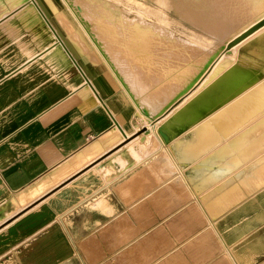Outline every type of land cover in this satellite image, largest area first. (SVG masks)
Here are the masks:
<instances>
[{
  "label": "crops",
  "instance_id": "1",
  "mask_svg": "<svg viewBox=\"0 0 264 264\" xmlns=\"http://www.w3.org/2000/svg\"><path fill=\"white\" fill-rule=\"evenodd\" d=\"M50 24L0 0V264H264V148L195 135L201 119L172 117L184 98L146 118L73 24Z\"/></svg>",
  "mask_w": 264,
  "mask_h": 264
},
{
  "label": "bare ground",
  "instance_id": "2",
  "mask_svg": "<svg viewBox=\"0 0 264 264\" xmlns=\"http://www.w3.org/2000/svg\"><path fill=\"white\" fill-rule=\"evenodd\" d=\"M34 1L41 8L45 23L50 24L53 22H60L61 24H66L68 30V27L71 26L68 25L73 24L76 29L75 33H73L76 35L74 37L75 40H85L89 47L92 46L95 53L93 54L97 58L99 57L98 59H100L101 62L103 60L102 63H104L111 73L117 76L118 81L121 84L123 83L117 75L118 72L113 68V59L111 57L121 56L127 59L132 57V59L129 60L130 65H126L125 60L122 58V69L128 70V66L132 67V70L138 75L137 80L141 79L140 82H136V96H140V92H146V95L142 93L141 99L138 103L140 111L145 110L143 114H147L145 116L146 118L156 117L160 112L167 109L170 104L180 98H184L181 107H178V110L173 113L172 117L187 119L189 122L201 119L202 121L199 126L195 127L192 131L195 135H204L206 138H208L207 136L214 135L216 137L219 136V138L222 139L225 136H234L236 134L237 142L232 145H235L238 151H244L249 148L253 151H259L264 148V25L230 46V43L234 39L241 36L247 30L255 26V24L264 19V0H176L186 5L189 17L191 18L190 20L194 22V25H201V28L203 27V29H205V31L203 30L204 32L199 34H196V32L192 30L196 35L194 39L192 38L191 40L190 38L191 41L184 40L181 37L180 39L172 37V34H170V32L168 33V31L159 24L160 22L168 24V22L172 20L169 19L168 21V16L164 11L167 8L168 3H171L172 5V1L175 2V0H82L83 8L92 17L94 29L98 32L96 36L98 39H94L83 23L77 18L76 13L72 11L73 9L66 0ZM58 5L61 8V13L58 17L55 18L52 16L54 19H50L51 17L49 18L47 12L49 10L52 12ZM173 5L175 6V3ZM170 8H172V6ZM131 10L135 11L133 16L131 14L128 15L127 13ZM136 14L138 17H136ZM147 17H153L155 21L145 20ZM183 17L184 16H182V18ZM184 18H186V16ZM192 22L190 24H192ZM64 25H62L63 28L65 27ZM70 29L73 30V27ZM192 32L190 31V33ZM57 39H65V37L61 35L57 36ZM99 41L101 46L98 45L100 44ZM108 41L110 44H108L107 49L104 52L102 51V47H105L106 44L103 46L102 43ZM223 48L227 50L226 53H232V55H227L228 59L225 62L213 66L214 62L222 57L219 56L213 62L215 56H217L215 54L218 52L220 53ZM109 62L112 63L113 66ZM119 72L121 73V71ZM208 72L209 74L206 75ZM123 90L124 89H122V91ZM138 104H136V106ZM111 115L114 116L113 114ZM114 119L116 120V118ZM158 121L160 120H157L156 123ZM148 135L151 136L150 134ZM134 136H136V134ZM136 137H134V139ZM157 138H155V140ZM249 139L252 140V142L245 143V140ZM145 140L147 141V139ZM181 140L182 139H180V141ZM127 142L130 143V141ZM192 142L193 141H191V143ZM133 143L135 144L136 142ZM163 145L164 144H162V146ZM182 145L183 143L181 142L179 147ZM147 146H149V144L146 145V148H148ZM227 146L225 147L229 149V146ZM164 148L165 147H163V149ZM221 149L223 150L224 146H222ZM232 149L234 150L233 147ZM145 150L143 151L146 152ZM147 151H149V148ZM130 154L132 155L131 152ZM144 154L145 153H143V156ZM118 157L119 156H116L117 161L120 159ZM140 157H142V155ZM227 157L228 155L226 158L224 157V160L227 159ZM205 158L207 159V157ZM154 159L156 160L157 158L155 157ZM158 159L160 160L161 158L158 157ZM135 160L139 159L137 158ZM172 161L174 162V160ZM207 161L210 162V160ZM217 161L218 159L214 162ZM226 162L227 161H225V163ZM200 164L204 163H201L200 161ZM206 165L208 166V164ZM245 173L246 172H244V174ZM17 207H19V205Z\"/></svg>",
  "mask_w": 264,
  "mask_h": 264
},
{
  "label": "rangeland",
  "instance_id": "3",
  "mask_svg": "<svg viewBox=\"0 0 264 264\" xmlns=\"http://www.w3.org/2000/svg\"><path fill=\"white\" fill-rule=\"evenodd\" d=\"M123 1H125V0H123ZM66 2H68L69 3V5L71 6V8L73 9L72 11H74L75 13H76V16H77V18L83 23V25L85 26V28L90 32V34L94 37V39H98L96 36H97V30H95L94 29V26H93V21H92V17L89 15V13H87L86 12V10L83 8V2H82V0H66ZM175 3V6L173 5ZM177 3V4H176ZM169 4H170V7L172 6V8H170L169 7ZM78 6V7H77ZM180 8H178V7ZM168 8H170V9H168ZM65 11V10H64ZM135 11L134 10H131L130 12H127L128 13V15L129 14H131L132 16L135 14L134 13ZM184 12V13H183ZM164 13L165 14H167V16H168V21H169V19L171 20V21H169L168 22V24L167 23H163V22H160L159 24L160 25H162V27H164L167 31H168V33L170 32V34H172L171 36L172 37H174V38H179L180 39V37L181 38H183L184 40L186 39V40H188V41H191L192 40V38L194 39L195 38V35L198 33H202V32H204L205 31V29H203V27L201 28V25H198L197 26V24L196 25H194V22H192L190 19V17H189V13H188V9H187V7H186V5L183 3L182 4V2L180 3V1L178 2V1H176L175 0V2L174 1H172V5H171V3H168V6H167V8L165 9V11H164ZM182 13V14H181ZM67 16V15H66ZM182 16H186V18H182ZM136 17H138V15L136 14ZM181 17V18H180ZM150 18V19H149ZM147 17V18H145V20H147V21H155V19L153 18V17ZM174 18V19H173ZM189 18V19H188ZM69 19V18H68ZM185 19V20H184ZM174 20V21H173ZM187 20V21H186ZM189 20H190V22H189ZM158 21V20H157ZM174 22V23H173ZM177 22V23H176ZM192 22V24H190ZM162 23V24H161ZM165 24V25H164ZM176 24H177V26H176ZM179 24H181V25H179ZM169 27H168V26ZM181 26V27H180ZM197 26V27H196ZM187 28V29H186ZM188 28H189V30H188ZM200 28H201V30H200ZM191 29V30H190ZM180 30V31H179ZM192 30L194 31V32H196V34L195 33H193L192 32ZM204 30V31H203ZM183 31V32H182ZM190 31L192 32V33H190ZM173 32V33H172ZM181 34H180V33ZM185 32V33H184ZM190 38H191V40H190ZM102 40V39H101ZM182 40V39H181ZM85 41V40H84ZM105 42V41H104ZM99 43H100V41H99ZM84 44H86L85 46H86V48H88L89 49V51L90 52H92V53H94V49H92V46H90L89 47V45H88V43L85 41L84 42ZM104 44H106L105 45V47H102V51H104L105 52V50L107 49V46H108V44H110V42L108 41V42H106V43H102V45L104 46ZM99 46H101V43L100 44H98ZM101 48V47H100ZM226 51L227 50H225L224 48L220 51V53L218 52L217 54H215V55H217V56H215V59L213 60V62L216 60V58H218L219 56H222V57H220L218 60H216L217 61V63H216V61L214 62V64H213V66L214 65H216V64H221L222 62H225L227 59H228V57H227V55H232V53H226ZM240 51V50H239ZM95 54V53H94ZM99 58V57H98ZM112 59H113V61H112V63H113V65H112V63H110L112 66H113V68L114 69H116V71L118 72V77L120 78V80L122 81V83L125 85V86H128V87H130L132 90H133V92H136L137 90H136V82H140V80H137L138 79V75L136 74V72L134 71V70H132V67H130V66H128L129 67V69L128 70H123L122 69V67H123V62H121L122 61V58L123 57H115V56H112L111 57ZM130 59H132V57H129ZM124 60H125V64L126 65H128L129 64V60L130 59H127V58H123ZM100 60V59H99ZM102 60V59H101ZM102 62H103V60H102ZM130 63H131V61H130ZM104 64V63H103ZM130 65V64H129ZM121 71V73L119 72V71ZM209 72H210V70H209ZM209 72L206 74V75H208L209 74ZM129 81V82H128ZM125 82V83H124ZM136 90V91H135ZM140 92V91H139ZM142 93H144V92H140V94H142Z\"/></svg>",
  "mask_w": 264,
  "mask_h": 264
},
{
  "label": "water",
  "instance_id": "4",
  "mask_svg": "<svg viewBox=\"0 0 264 264\" xmlns=\"http://www.w3.org/2000/svg\"><path fill=\"white\" fill-rule=\"evenodd\" d=\"M264 25V19L262 21H260L259 23L255 24V26H253L252 28H250L249 30H247L244 34H242L241 36L237 37L236 39H234L231 43L230 46L236 42H238L239 40H241L242 38H244L246 35H248L249 33L253 32L254 30H256L257 28H259L260 26Z\"/></svg>",
  "mask_w": 264,
  "mask_h": 264
}]
</instances>
